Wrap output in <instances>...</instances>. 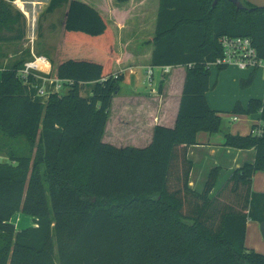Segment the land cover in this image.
I'll use <instances>...</instances> for the list:
<instances>
[{
  "label": "trees",
  "instance_id": "1",
  "mask_svg": "<svg viewBox=\"0 0 264 264\" xmlns=\"http://www.w3.org/2000/svg\"><path fill=\"white\" fill-rule=\"evenodd\" d=\"M14 1L0 0V43L25 37L26 21ZM212 3L158 0L146 42L149 66L186 69L175 125L156 126L143 149H118L102 142L123 81L111 73L109 25L88 4L50 0L45 14L68 5L50 77L71 83L41 104L29 94L35 79L18 77L24 63L2 71L0 154L7 160L0 161V264H264V254L244 244L247 222L264 224V193L251 190L253 176L264 172V97L233 108L234 115H258L252 133L223 134L224 147L252 149L254 161L232 171L213 195L218 168L201 193L188 187V148L197 133L221 130L219 112L206 100L208 66L222 57L219 39L249 38L264 59V9L244 1L241 10L230 0ZM87 82L94 86L84 98ZM16 213L34 218L36 227L16 230L10 223Z\"/></svg>",
  "mask_w": 264,
  "mask_h": 264
},
{
  "label": "crops",
  "instance_id": "2",
  "mask_svg": "<svg viewBox=\"0 0 264 264\" xmlns=\"http://www.w3.org/2000/svg\"><path fill=\"white\" fill-rule=\"evenodd\" d=\"M13 3L17 4L19 9L24 12L25 8L29 10V26L35 29L38 11L45 13L50 0H25L23 2L16 0ZM67 6L55 9L52 13L64 10L65 17ZM93 7L107 21L113 35L114 57L111 73L123 74V86L112 98L102 142L118 149H143L151 143L153 129L156 126L170 129L174 127L186 77V69L183 66L169 67L168 73L163 75L155 68L151 85L146 79V69L150 67L149 58L152 49L151 46L146 45V42L152 38L154 33L155 0H128L124 4L118 3V0H98V3L94 4ZM49 27L52 29L53 25L50 24ZM63 27L64 23L57 28V51L61 42ZM47 60L50 62L48 58ZM229 69H232L234 74L237 75L239 82L244 80L242 79L243 76L247 74L245 78L247 79L252 73L250 71H240L236 68ZM258 74L257 72L253 74L254 79L250 86L252 89L258 86L257 92L249 95L248 98L250 99L241 101L242 104L235 101L239 99L238 96L235 98L233 96L228 97L230 108H232V105L234 108L236 102H239L245 108L251 99H263L264 78L261 74ZM225 76L224 74L219 76L214 91L211 90L212 92H210L209 90L206 94L208 106L217 112H219L220 107L215 104L211 93L213 95L218 91ZM161 81L163 84L159 90ZM56 83L55 79H50L46 75L36 78L34 85L28 86L33 101L45 104L50 94L61 92L62 89H57ZM212 83L213 81L209 80V88ZM82 86L81 96L89 98L94 83L88 88L85 84ZM144 87L146 90H143ZM39 90H43L44 93L36 94ZM255 117L257 119L256 123L249 119L250 121L247 120L239 126H232L227 129L221 123V130L217 134L197 133L196 144L190 146L187 150V158L192 164L188 178V187L191 190L201 193L210 171L218 168L219 173L215 189L212 192L213 195L226 182L232 171L242 167L245 163L254 161L255 151L252 149L237 150L224 147L223 134L249 135L252 133V127L259 125L258 115ZM235 121H238L236 116L231 118V122ZM6 160L7 158L0 154V161L5 162ZM251 190L254 193H264V172H257L253 176ZM22 215L16 213L10 220L16 230H22L23 226H26L25 229L36 227L34 218L28 216L29 222L28 218ZM259 225L253 221L247 222L244 244L246 248L264 254V240H261L258 234Z\"/></svg>",
  "mask_w": 264,
  "mask_h": 264
},
{
  "label": "rangeland",
  "instance_id": "3",
  "mask_svg": "<svg viewBox=\"0 0 264 264\" xmlns=\"http://www.w3.org/2000/svg\"><path fill=\"white\" fill-rule=\"evenodd\" d=\"M21 1L23 2L25 0H21ZM76 1L88 4L89 6H92V7L94 4L98 3V0H76ZM152 2L154 3V1ZM13 7L16 10H18L25 18V21H26L25 37L21 42L0 43V68H6L7 66L11 64L19 63V62L25 64L27 62L32 61L33 56H36V57L44 56L48 58L50 62L53 61V59L56 57L55 55L57 54V47H58V33H57L58 29L57 28L60 27L61 24L64 23V19H65L64 10H59L56 13H51V14H45L44 12L39 10L36 26L34 29V27L31 28L29 26V19H28L29 10L25 8V12H24L19 9L17 4H14V3H13ZM157 8H158V0H155V9H156L155 16L157 13ZM50 24L53 25L52 29L49 27ZM152 28H153V25H152ZM152 28H151V32H152ZM246 72H249V71H246ZM254 73L255 72H252L251 74H254ZM257 73L261 74V76L264 78V74L262 72L258 71ZM222 74L226 76L223 77V83H220L221 87H219L218 91L216 93H213V95L211 93V97L212 98L214 97L215 104L220 107L219 115L221 117L222 126L225 127L226 129L232 126H239L249 119L256 123L257 122V119L255 117L256 115H234L232 113L233 105H232V108H230L231 106L229 105L228 97L233 96L235 98L236 96H238L240 100L237 99L235 101H239L241 103V101H246V99H250L248 98V96L257 92L258 86H255L253 89L251 87L241 88L239 85V80H237V75L234 74L232 69L228 68L224 71H219L217 67H211L209 80L211 82L213 81V83L212 85H210V88H209L210 92H212L211 90L214 91V86L217 82V79ZM246 77H247V74L246 76H243L242 79H245ZM122 82L120 83V89H122V86H123ZM92 83L93 82H87L84 84L88 88L90 87ZM259 89H260V85H259ZM143 90H146L145 87ZM59 93H64V91L61 90V92ZM234 116L237 117L238 121L231 122V118H233ZM22 216H25L26 218H28L30 222V219L28 216L26 215H22ZM24 227L26 226H23V229H25ZM258 234H259L260 239L264 240V238L262 237L261 231H260V225L258 228ZM56 264H57V260H56Z\"/></svg>",
  "mask_w": 264,
  "mask_h": 264
},
{
  "label": "built area",
  "instance_id": "4",
  "mask_svg": "<svg viewBox=\"0 0 264 264\" xmlns=\"http://www.w3.org/2000/svg\"><path fill=\"white\" fill-rule=\"evenodd\" d=\"M219 45L222 50V57L216 59L215 62L210 64L208 67H225V68H236L240 71H250V72H262L264 74V59L260 58L257 54V50L252 44V41L246 37H229L223 36L219 39ZM32 43V41H31ZM47 67V70L43 68ZM155 68L148 67L146 69V79L151 85L153 78V70ZM160 74H167L169 71V67H160L157 68ZM2 71L4 68H0V77L2 75ZM50 62L47 58L43 56H33V60L24 64V67L18 71V77L28 82V78H38L40 76H48L50 79ZM131 72V70H130ZM123 75L122 73H119ZM54 80V79H53ZM57 81V89H62L63 84L71 83L70 80L65 81ZM34 85L28 83V86ZM44 93L43 90H39L36 94ZM258 134L259 131H256Z\"/></svg>",
  "mask_w": 264,
  "mask_h": 264
},
{
  "label": "water",
  "instance_id": "5",
  "mask_svg": "<svg viewBox=\"0 0 264 264\" xmlns=\"http://www.w3.org/2000/svg\"><path fill=\"white\" fill-rule=\"evenodd\" d=\"M218 0H213L212 7H215ZM238 10L243 9L242 2H246L247 4L257 8V9H264V0H230ZM260 231L262 237L264 238V224H260Z\"/></svg>",
  "mask_w": 264,
  "mask_h": 264
},
{
  "label": "bare ground",
  "instance_id": "6",
  "mask_svg": "<svg viewBox=\"0 0 264 264\" xmlns=\"http://www.w3.org/2000/svg\"><path fill=\"white\" fill-rule=\"evenodd\" d=\"M43 69H44V70H47V67H46V68L44 67Z\"/></svg>",
  "mask_w": 264,
  "mask_h": 264
}]
</instances>
